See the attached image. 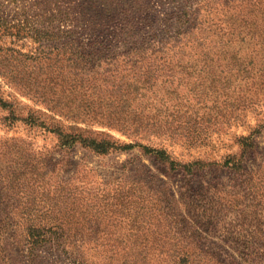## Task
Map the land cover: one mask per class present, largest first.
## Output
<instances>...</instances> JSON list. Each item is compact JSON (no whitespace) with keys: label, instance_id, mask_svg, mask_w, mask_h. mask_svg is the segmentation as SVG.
<instances>
[{"label":"rangeland","instance_id":"obj_1","mask_svg":"<svg viewBox=\"0 0 264 264\" xmlns=\"http://www.w3.org/2000/svg\"><path fill=\"white\" fill-rule=\"evenodd\" d=\"M175 1L0 0V22H4L0 26V48L3 49L0 71L8 72V78L13 75L19 80L24 74L38 72L50 64L51 61L42 60V53L51 50L49 46L44 47L40 35L44 23L50 27L51 15L46 14L50 7L56 14L60 9L69 13L62 29L74 31L81 40H109V33L115 31L116 25L131 30V37L144 39L150 35L144 37L151 31L149 24L159 22L165 27L160 20L167 13L173 14L178 7ZM205 1H197L196 6L202 8L199 21L207 19V8L214 12V22L225 23L231 14L241 10L232 11L234 6H247V0L234 1L231 8L216 6L213 0L204 4ZM89 4L102 10V14L92 12ZM122 9L132 10V21L121 16ZM249 19L261 24L259 16ZM133 22L146 29L137 31ZM246 42L232 46L244 58L259 51L245 50L251 45ZM255 63L258 64L252 65L249 71L252 78L264 70V52H258ZM221 64L214 70L228 71L229 74L223 75L227 80L222 76L221 81L213 82L208 72L196 67L181 73L183 81L170 83L173 87L170 90L184 97L178 100L171 96L168 102L180 103L184 115L195 120L193 130L186 133L189 141L181 137L175 141L158 139L154 134L140 140L151 147L166 149L180 164L199 158L205 161V169L196 167L193 175L179 167L170 170L153 156L143 155L139 148L98 155L78 145L61 152L57 138L51 133L23 123L10 129L0 126L1 134L27 140L46 154L57 152L51 160L65 172L64 180L72 183V187L86 186L90 192H84L85 196L104 206L102 213L107 212L98 234H91L85 223L78 233L52 232L53 238L64 236L62 244L51 248L49 245L38 253L36 260L29 258V246L19 241L24 237L23 229L2 232L0 226V264H183L178 253L187 247L193 248L197 256L194 264H264V79L250 80L257 84L254 96L244 91L246 86L240 83L236 70L231 73L232 69L226 68L228 61ZM21 90H24L21 83H13L0 74V96L17 108L19 116L38 114L50 125L60 121V126H66L68 131L72 126L100 138L111 136L121 145L133 143L119 130L98 123H67L44 105L30 100ZM3 114L0 109V117ZM245 137L253 142V149H243L241 139ZM230 157L241 161L243 170L233 162L223 167ZM188 194L191 199L200 200L203 207L196 209L202 219L197 233L186 231L179 217L182 199ZM2 195L5 197L6 193L2 191ZM117 203L115 212L111 209ZM96 214L88 213L86 223L98 218ZM202 215H210L209 222Z\"/></svg>","mask_w":264,"mask_h":264},{"label":"trees","instance_id":"obj_2","mask_svg":"<svg viewBox=\"0 0 264 264\" xmlns=\"http://www.w3.org/2000/svg\"><path fill=\"white\" fill-rule=\"evenodd\" d=\"M197 1L173 2L178 3L173 14L167 13L166 18L160 20L165 27H161L159 22L149 24L151 31L144 37L150 35L144 39L133 38L130 36L131 30L125 29L124 25H116L115 31L109 33V40H81L74 31L62 29L69 13L60 9L56 14L50 7L46 12L51 15L48 21L50 27L44 23L40 35L44 47L49 46L51 50L50 53H42V60L52 63L38 72L30 71L22 77L17 75L19 80L13 75L8 78V72L0 71L7 80L21 83L24 86L21 91L30 100L44 105L50 113L65 122L73 125L98 123L119 130L133 143L121 145L111 136L100 138L72 126L68 131L66 126H60V121L57 125H50L38 114L21 117L17 108L0 96V109L4 111L0 117L1 128L10 129L23 123L51 133L57 138L61 152L70 151L78 145L98 155L139 148L143 155L153 156L170 170L179 167L188 175H193L196 167L204 170L207 163L200 158L180 164L166 149L151 147L140 140L151 134L158 139L175 141L181 137L190 140L186 133L193 130L195 120L192 116L184 115L180 103L173 105L168 102L172 100L171 96L178 100L184 97L174 89L171 91L170 83L183 81L181 73L187 69L200 67L197 70L208 72L213 82L221 81L220 78L229 72L214 69L215 66H222L221 62L226 60V68L232 69L231 73L236 70L240 83L245 84L244 91L257 95V84L250 80H263L264 70H259V75L253 78L249 76V71L252 65L258 64L255 63L258 52H264V0H247L245 7L234 6L232 11L241 10L231 14L225 23L214 22L215 15L209 12L210 8L206 9L207 19L199 21L202 8L196 6ZM234 1L238 0H213L216 6L226 8H231ZM206 2L208 0L203 3ZM89 7L97 15L102 14V10L94 5L89 4ZM131 11L122 9L121 16L130 22ZM218 12L215 11L216 14ZM255 15L259 16L260 25L249 19ZM133 23L137 31L146 29L143 25L139 27V23ZM198 24L200 27H197ZM2 25L4 22H0ZM53 27L57 33H54ZM46 36L51 39H46ZM246 41L251 45L245 50H259L248 54V58L232 49V46L248 44ZM2 50L0 48V52ZM216 72L219 74L216 75ZM241 107L238 106L239 109ZM241 144L243 149H253L255 146L247 137L241 139ZM56 153L46 154L35 149L27 140L0 132L1 231L23 229L24 237L19 241L29 246V258L32 260H36L38 253L49 248V245L51 248L54 244H62L64 236L53 238L52 232L57 235L67 232L70 235L84 229L86 224L91 234H98L103 228L102 222L107 219V212L102 213L104 206H98L90 196H85L84 192H90L86 186L72 187V183L64 180L65 172L51 160ZM234 161V157L228 158L223 167H229L233 162L236 168L243 170L241 161ZM2 191L6 193L5 197ZM39 195L41 199L36 198ZM198 201L191 199L189 194L182 199L179 217L188 232L197 233L198 223L202 220L196 211L198 207L203 208ZM118 206L117 203L111 210L115 209L116 212ZM91 211L99 217L91 218L86 223ZM202 216L209 222L210 215ZM193 251V248L187 247L178 253L183 264L195 263L193 260L197 256Z\"/></svg>","mask_w":264,"mask_h":264}]
</instances>
